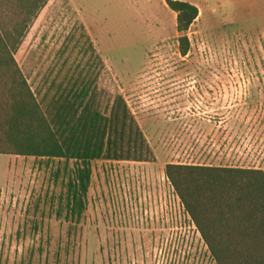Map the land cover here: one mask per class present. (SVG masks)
<instances>
[{
	"label": "rangeland",
	"instance_id": "obj_1",
	"mask_svg": "<svg viewBox=\"0 0 264 264\" xmlns=\"http://www.w3.org/2000/svg\"><path fill=\"white\" fill-rule=\"evenodd\" d=\"M175 1L199 9L185 33L187 56L177 14L165 0H50L17 51L8 43L10 50L0 53L12 55L23 75L0 68V264H215L165 175L175 149L160 111L175 92L171 84L190 81L177 74L249 72L247 93L260 97L264 119V0ZM14 13L0 0V47ZM99 73V110L109 116L122 96L153 157L92 162L86 210L78 218L68 200L78 165L13 155L7 122L13 85L22 79L47 112L55 95L91 84Z\"/></svg>",
	"mask_w": 264,
	"mask_h": 264
},
{
	"label": "trees",
	"instance_id": "obj_2",
	"mask_svg": "<svg viewBox=\"0 0 264 264\" xmlns=\"http://www.w3.org/2000/svg\"><path fill=\"white\" fill-rule=\"evenodd\" d=\"M6 1L16 13L11 29L2 36L7 41L0 47L3 54L10 50L8 43L17 51L50 0ZM165 2L177 14L180 51L187 56L190 41L185 33L198 20L199 9L188 2ZM97 63L103 71L100 56ZM0 68L23 77L12 55L11 59L0 57ZM100 76L81 89L75 86L55 95L47 112L22 79L21 84L13 85V114L7 122L13 155L75 161L78 165L68 198L70 213L78 218L86 210L92 162H149L153 157L122 96L113 100L109 116L99 110ZM165 175L215 264H264V172L167 165Z\"/></svg>",
	"mask_w": 264,
	"mask_h": 264
},
{
	"label": "crops",
	"instance_id": "obj_3",
	"mask_svg": "<svg viewBox=\"0 0 264 264\" xmlns=\"http://www.w3.org/2000/svg\"><path fill=\"white\" fill-rule=\"evenodd\" d=\"M163 98L161 118L175 153L165 165L264 172V119L247 93L249 72H191ZM170 89V88H169ZM246 89V90H245ZM258 104V105H257ZM181 116V117H179ZM169 142V140H167Z\"/></svg>",
	"mask_w": 264,
	"mask_h": 264
}]
</instances>
